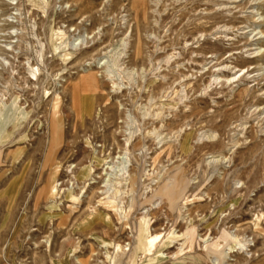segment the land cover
<instances>
[{
    "label": "rangeland",
    "instance_id": "rangeland-1",
    "mask_svg": "<svg viewBox=\"0 0 264 264\" xmlns=\"http://www.w3.org/2000/svg\"><path fill=\"white\" fill-rule=\"evenodd\" d=\"M249 3L0 0V264H264Z\"/></svg>",
    "mask_w": 264,
    "mask_h": 264
},
{
    "label": "bare ground",
    "instance_id": "bare-ground-1",
    "mask_svg": "<svg viewBox=\"0 0 264 264\" xmlns=\"http://www.w3.org/2000/svg\"><path fill=\"white\" fill-rule=\"evenodd\" d=\"M249 1L250 0H245V3L246 2L249 3ZM254 5H258V3H256V2L253 3L251 1L249 3V6H248V8H252L250 11L251 16L256 14V13L254 14V12H252L254 10ZM257 24H258V22H257ZM92 88H95V76L93 74H87V75L82 76L76 83L71 85L72 103L74 104V102L77 101V95H76L77 90H89ZM58 131H59V129H58L57 125L52 122V133H51V137H50V143L51 144H53L57 140ZM153 240L154 239L150 240V242H152Z\"/></svg>",
    "mask_w": 264,
    "mask_h": 264
}]
</instances>
